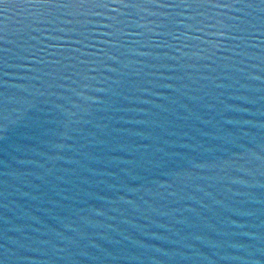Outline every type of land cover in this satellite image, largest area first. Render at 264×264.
Listing matches in <instances>:
<instances>
[{
    "label": "water",
    "instance_id": "obj_1",
    "mask_svg": "<svg viewBox=\"0 0 264 264\" xmlns=\"http://www.w3.org/2000/svg\"><path fill=\"white\" fill-rule=\"evenodd\" d=\"M0 264H264V0H0Z\"/></svg>",
    "mask_w": 264,
    "mask_h": 264
}]
</instances>
